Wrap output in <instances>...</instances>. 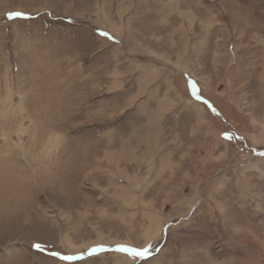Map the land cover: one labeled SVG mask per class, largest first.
<instances>
[{
	"label": "rangeland",
	"instance_id": "1",
	"mask_svg": "<svg viewBox=\"0 0 264 264\" xmlns=\"http://www.w3.org/2000/svg\"><path fill=\"white\" fill-rule=\"evenodd\" d=\"M0 264H264V0H0Z\"/></svg>",
	"mask_w": 264,
	"mask_h": 264
},
{
	"label": "snow or ice",
	"instance_id": "2",
	"mask_svg": "<svg viewBox=\"0 0 264 264\" xmlns=\"http://www.w3.org/2000/svg\"><path fill=\"white\" fill-rule=\"evenodd\" d=\"M10 15H16V16H19V15H23V13H20V12H16V13H11ZM105 35H107V33H105ZM193 92L195 93L196 92V88H195V84H193ZM33 247L37 248V249H40L43 247L42 244H39V243H36L33 245ZM104 245L103 244H100V245H97L95 247H92L89 249V255L93 254V253H96L98 251H101L104 249ZM117 251H123V252H129L131 253L133 256L135 257H138L140 259H146L147 257H149L151 255V246H146V247H143V248H133L131 246H127V245H117L116 246V249ZM53 255H59V253H53ZM77 257L75 256H72V255H65V256H62L61 259L62 260H74L76 259Z\"/></svg>",
	"mask_w": 264,
	"mask_h": 264
},
{
	"label": "bare ground",
	"instance_id": "3",
	"mask_svg": "<svg viewBox=\"0 0 264 264\" xmlns=\"http://www.w3.org/2000/svg\"><path fill=\"white\" fill-rule=\"evenodd\" d=\"M150 240V239H149ZM147 241V240H146ZM126 243V242H125Z\"/></svg>",
	"mask_w": 264,
	"mask_h": 264
}]
</instances>
